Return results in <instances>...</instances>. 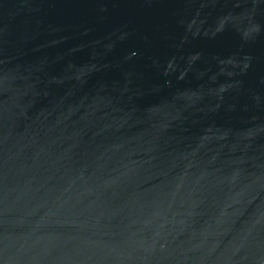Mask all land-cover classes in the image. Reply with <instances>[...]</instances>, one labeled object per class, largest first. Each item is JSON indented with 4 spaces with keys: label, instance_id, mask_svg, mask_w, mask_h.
Instances as JSON below:
<instances>
[{
    "label": "water",
    "instance_id": "1",
    "mask_svg": "<svg viewBox=\"0 0 264 264\" xmlns=\"http://www.w3.org/2000/svg\"><path fill=\"white\" fill-rule=\"evenodd\" d=\"M0 264H264V0H0Z\"/></svg>",
    "mask_w": 264,
    "mask_h": 264
}]
</instances>
